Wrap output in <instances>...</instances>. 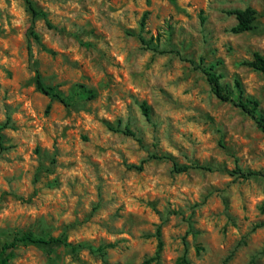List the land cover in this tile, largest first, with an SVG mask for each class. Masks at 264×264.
<instances>
[{"label": "rangeland", "instance_id": "rangeland-1", "mask_svg": "<svg viewBox=\"0 0 264 264\" xmlns=\"http://www.w3.org/2000/svg\"><path fill=\"white\" fill-rule=\"evenodd\" d=\"M32 1L53 27L0 0V246L31 231L104 248L19 243L2 264H264V131L201 69L264 116L247 63L264 55V0ZM247 6L253 27L231 32Z\"/></svg>", "mask_w": 264, "mask_h": 264}, {"label": "trees", "instance_id": "trees-1", "mask_svg": "<svg viewBox=\"0 0 264 264\" xmlns=\"http://www.w3.org/2000/svg\"><path fill=\"white\" fill-rule=\"evenodd\" d=\"M27 6L28 11L31 13L32 18L40 17L44 20L47 27L51 28L53 27L52 23L49 21L47 12L43 9L37 7L32 0H24ZM229 13L233 14L236 19V23L230 28V31L233 33H240L247 30H250L253 27V21L255 19L256 11L252 7H244V8H236L228 11ZM147 12L143 13L141 25L144 24V20L146 18ZM30 33L37 37V34L33 30V25L30 26ZM140 41L145 42L146 40L140 37ZM249 66L253 67L254 69H257L261 72H264V55L260 54L259 52L253 53V59L249 62H247ZM202 71L207 77V81L209 82V85L211 87L212 92L223 101H233L237 106L241 107L243 111H245L247 114H249L256 122L257 126L264 131V116L263 114L258 110V101L256 99H253L251 97H248L246 99L242 98H232V96L228 93H226L223 90L222 85L219 82V75H217L212 67H201ZM36 88L45 93L49 94L51 96H55L60 98L62 101H65V99L61 96L59 92H52V88L46 86L42 79L40 78L39 74H36ZM79 88L81 94H89L90 97L93 96L92 92L85 88L84 86H80ZM49 104L47 105V109L49 108ZM143 114L146 118H149V109L147 106H142ZM117 130V129H115ZM124 133L129 135H134V133L131 130L125 129ZM152 158H165L172 161V168L175 172H183L190 168H200V169H212L211 166L207 164H201L198 162H192L191 164H178L174 162V160L167 154L162 155H151ZM140 168V166H139ZM238 175L247 178L253 175H256L258 172L253 170H238ZM156 237H157V243L154 254L145 262H150L154 260H158L160 257V252L162 250V240L160 238V230L159 228L156 229ZM19 243H33V244H49V243H60L66 247L69 248L72 252H77L78 250L82 248H89L90 251H98L102 252L104 246H98L93 247L88 242L80 241L77 243H73L67 240L66 236L63 234H60L58 236H52V235H38L31 231H22L17 232L9 241H5L0 246V264H2V260L4 256L10 252L11 250L15 249ZM103 253V252H102ZM173 264H192L189 259L183 254L182 256L178 257Z\"/></svg>", "mask_w": 264, "mask_h": 264}]
</instances>
